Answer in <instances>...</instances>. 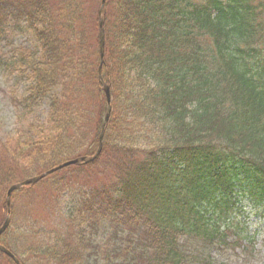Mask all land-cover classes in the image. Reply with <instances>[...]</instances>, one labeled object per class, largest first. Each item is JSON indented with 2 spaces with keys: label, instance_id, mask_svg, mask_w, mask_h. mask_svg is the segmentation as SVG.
I'll list each match as a JSON object with an SVG mask.
<instances>
[{
  "label": "trees",
  "instance_id": "16d2710c",
  "mask_svg": "<svg viewBox=\"0 0 264 264\" xmlns=\"http://www.w3.org/2000/svg\"><path fill=\"white\" fill-rule=\"evenodd\" d=\"M99 1L0 0V74L22 125L0 137V225L10 185L97 149ZM104 9L100 152L13 191L0 243L21 264H213V248L252 245V228L264 234V0ZM0 264L14 263L0 252Z\"/></svg>",
  "mask_w": 264,
  "mask_h": 264
},
{
  "label": "rangeland",
  "instance_id": "374dc122",
  "mask_svg": "<svg viewBox=\"0 0 264 264\" xmlns=\"http://www.w3.org/2000/svg\"><path fill=\"white\" fill-rule=\"evenodd\" d=\"M22 83H18L17 89L22 90ZM15 89L13 78H5L0 74V137L3 138L5 136L12 135H22V132L18 129L21 128V123L16 118V114L14 111V106L11 102L9 103V96H14L13 93H9L10 90ZM41 108L39 112L42 110ZM28 133H26L27 135ZM24 200V199H23ZM26 201L28 202V206L26 209L36 202L34 199H29L26 197ZM103 231V232H102ZM94 232V231H93ZM95 240L99 241L98 246L103 248L109 247V242L107 239L109 234L102 230L101 228L98 232H94ZM252 248L251 253L238 250H230V249H214L213 255L216 258V264H264V236H260L257 234L255 236V240H252ZM97 246V249H101Z\"/></svg>",
  "mask_w": 264,
  "mask_h": 264
},
{
  "label": "water",
  "instance_id": "95a60500",
  "mask_svg": "<svg viewBox=\"0 0 264 264\" xmlns=\"http://www.w3.org/2000/svg\"><path fill=\"white\" fill-rule=\"evenodd\" d=\"M103 7H104V0H101V3H100V7H99V22H98V30H99V47H100V53H101V57H102V49H103V29H102V23H103ZM104 91H105V94H106V100H107V108H106V115H105V120H104V123L102 125V128H101V132H100V136H99V141L101 142V137H102V133H103V130H104V125H105V122H106V119H107V116L109 114V111H110V98H109V93H108V87L106 85H104ZM100 144V143H99ZM100 147V146H99ZM99 151V149L97 150V152ZM96 152V154H97ZM95 154V155H96ZM94 155V156H95ZM94 156L92 157H80V158H76V159H73V160H69L67 162H64L56 167H54L53 169L51 170H48L47 172L45 173H42L36 177H33V178H30V179H27L25 180L24 182H21V183H18V184H15V185H12L10 187V189L8 190V194H7V203H8V199H9V193L11 192L12 189H15V188H18L20 187L21 185L23 184H26V183H34L35 181H37L38 179H40L41 177H43L44 175H46L47 173L57 169V168H60L62 166H65V165H68V164H71V163H81V162H87V161H90L94 158ZM8 223V217L6 218L3 226L1 227L0 229V232L3 230V228L7 225ZM0 249L5 252L6 254H8L9 256L12 257V255L5 249L1 248Z\"/></svg>",
  "mask_w": 264,
  "mask_h": 264
}]
</instances>
